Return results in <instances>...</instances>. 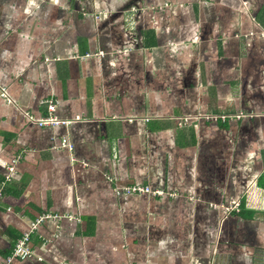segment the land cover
<instances>
[{"label":"crops","instance_id":"crops-1","mask_svg":"<svg viewBox=\"0 0 264 264\" xmlns=\"http://www.w3.org/2000/svg\"><path fill=\"white\" fill-rule=\"evenodd\" d=\"M49 213L12 264H264V0H0V264Z\"/></svg>","mask_w":264,"mask_h":264},{"label":"built area","instance_id":"built-area-1","mask_svg":"<svg viewBox=\"0 0 264 264\" xmlns=\"http://www.w3.org/2000/svg\"><path fill=\"white\" fill-rule=\"evenodd\" d=\"M56 109V101L55 100H47V107L45 115H43L41 118L35 121V123L40 127H47V126H58V125H67L68 121L60 119L59 117L54 115ZM240 116H243V114H236L235 117L239 118ZM221 120H224L225 117L221 116ZM60 145L63 147L70 148L72 147V144L68 141V139L65 136H62ZM17 158L12 160V163H16ZM12 168V167H11ZM9 170H11L9 168ZM126 192H133L137 194H151L153 196H159L161 195V190H152L148 186H139V185H133L130 187L125 188ZM235 207V206H234ZM233 207V209H234ZM59 216L57 214H41L39 215L34 222L30 225L29 229L21 234V236L15 241L12 251L8 257H6L4 264H12L14 260H24L28 258L31 254V248H30V237L32 234L36 232L39 225L43 223L47 219H56Z\"/></svg>","mask_w":264,"mask_h":264},{"label":"rangeland","instance_id":"rangeland-1","mask_svg":"<svg viewBox=\"0 0 264 264\" xmlns=\"http://www.w3.org/2000/svg\"><path fill=\"white\" fill-rule=\"evenodd\" d=\"M63 147V146H62ZM161 195H163V192L161 193ZM159 195V196H161ZM89 246L95 251L96 247H98V249H100V253H102L103 257L106 259V261L109 263V264H112V256L109 254H105V248H103V251H102V245L99 243V244H95L94 242H90L89 243Z\"/></svg>","mask_w":264,"mask_h":264}]
</instances>
